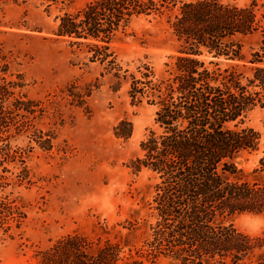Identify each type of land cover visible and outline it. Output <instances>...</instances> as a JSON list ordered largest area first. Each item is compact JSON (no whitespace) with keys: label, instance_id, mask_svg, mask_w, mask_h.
I'll list each match as a JSON object with an SVG mask.
<instances>
[{"label":"rangeland","instance_id":"1","mask_svg":"<svg viewBox=\"0 0 264 264\" xmlns=\"http://www.w3.org/2000/svg\"><path fill=\"white\" fill-rule=\"evenodd\" d=\"M92 1L0 0L1 56L31 109L8 111L0 135V264H45L46 252L67 236L92 242L105 230L126 237L121 256L150 239L160 180L131 164L142 157L149 131L160 133L145 83L171 78L179 44L166 15L133 17L105 48L58 36L61 20L79 22ZM222 1L242 7L251 0ZM258 40H243L247 58L259 50ZM198 59L210 69L216 68L210 62L227 65L208 54ZM249 67L240 71L248 76ZM134 86L145 94L133 98ZM242 127L264 134V110L248 112ZM260 157L245 153L235 161L249 181L264 183ZM228 223L264 236V215L242 214Z\"/></svg>","mask_w":264,"mask_h":264},{"label":"trees","instance_id":"2","mask_svg":"<svg viewBox=\"0 0 264 264\" xmlns=\"http://www.w3.org/2000/svg\"><path fill=\"white\" fill-rule=\"evenodd\" d=\"M141 15H166L179 44L171 78L145 83L147 97L157 106L160 133L149 131L140 143L142 157L131 164L135 172L147 169L160 180L150 239L142 250L121 256L129 248L126 237H108L105 230L92 242L67 236L46 252L45 264H158L162 259L168 264H264V236L252 237L228 223L242 214L264 215V183L249 181L235 164L245 153H260L264 170V134L242 127L248 112L264 110V2L240 7L222 0H94L77 16L79 22L64 17L58 36L105 48ZM251 37L260 46L249 59L243 40ZM203 54L227 65L221 69L218 61L210 62L216 67L210 69L198 59ZM246 64L248 76L240 71ZM21 88L0 50V135L8 111L31 114ZM137 89L132 88L133 98L145 94ZM120 126L131 131L128 122Z\"/></svg>","mask_w":264,"mask_h":264}]
</instances>
